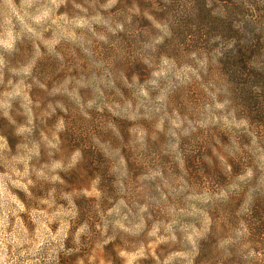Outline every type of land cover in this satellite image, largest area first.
<instances>
[{"label":"rangeland","instance_id":"rangeland-1","mask_svg":"<svg viewBox=\"0 0 264 264\" xmlns=\"http://www.w3.org/2000/svg\"><path fill=\"white\" fill-rule=\"evenodd\" d=\"M0 264H264V0H0Z\"/></svg>","mask_w":264,"mask_h":264}]
</instances>
